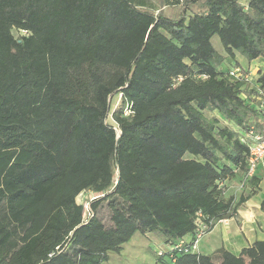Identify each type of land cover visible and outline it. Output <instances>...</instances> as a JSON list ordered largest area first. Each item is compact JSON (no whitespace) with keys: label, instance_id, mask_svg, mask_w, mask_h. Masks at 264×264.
Here are the masks:
<instances>
[{"label":"trees","instance_id":"1","mask_svg":"<svg viewBox=\"0 0 264 264\" xmlns=\"http://www.w3.org/2000/svg\"><path fill=\"white\" fill-rule=\"evenodd\" d=\"M214 35L262 62L251 83L229 74L250 67L220 68ZM263 116L264 0H0V264H104L136 233L169 246L210 232L256 193L220 183L247 171L240 135L264 134ZM156 256L264 264V240Z\"/></svg>","mask_w":264,"mask_h":264},{"label":"crops","instance_id":"2","mask_svg":"<svg viewBox=\"0 0 264 264\" xmlns=\"http://www.w3.org/2000/svg\"><path fill=\"white\" fill-rule=\"evenodd\" d=\"M258 168L259 170L261 169L263 175L261 177L257 169L253 178L259 180L258 187H254L252 179L249 181L248 187H246L247 189L245 188L246 190L244 187H241L240 184H236L237 181L243 177L240 172L227 180L226 184L229 187L230 191L228 190V192H230V195L235 193V196L238 194H240V197L242 195L247 196L254 189H256V193L248 197L239 205L234 217L216 223L214 228L206 234V237L209 236V241L207 239L202 248H200L201 245L199 243L198 253L212 254L219 248L223 247L235 255L240 256L244 248L252 245L257 240H264V212L261 210L260 206L264 198L256 200V195L262 189L264 164H260ZM244 191L248 192L245 193ZM243 192L245 194H243ZM239 199H237V201ZM149 234L150 233L142 235L147 236ZM190 237L191 236L186 237L185 240H189Z\"/></svg>","mask_w":264,"mask_h":264},{"label":"rangeland","instance_id":"3","mask_svg":"<svg viewBox=\"0 0 264 264\" xmlns=\"http://www.w3.org/2000/svg\"><path fill=\"white\" fill-rule=\"evenodd\" d=\"M156 2V0H154ZM199 6L198 5H193L191 8L188 10V14H192L194 12L199 11ZM162 12H164L165 15L171 17V18H178L180 17L182 13V5L177 4V5H167L162 7ZM16 36H19L21 33L18 32L17 30L13 31ZM212 43L216 50L223 56L226 57V60L223 64H221L220 68L221 69H227L229 67H234L235 65H241L244 67H251L255 68L256 70L262 62H259L258 60L253 61V62H248V60L242 56L241 54L239 55L238 53L236 54L235 58H231L225 51L224 46L220 40V37L218 35H214L212 38ZM253 70V71H254ZM256 71L253 72L255 74ZM252 86V84H251ZM121 102V96L119 94H115L111 98V103L113 110L120 104ZM215 112H207L208 116L214 115ZM112 118L109 116L108 122H111ZM224 124H229L225 121H223ZM231 125V124H229ZM232 126V125H231ZM258 172L260 173V176L262 177V171L261 169ZM242 182V179L238 180L236 184H240ZM262 189L259 191V193L256 195V200L263 199L264 198V179L262 180ZM248 187V183L244 186V189ZM247 189V188H246ZM245 189V190H246ZM230 191V190H229ZM247 193L248 191H244ZM243 192V194H245ZM230 194V192H228ZM235 196L236 194H231ZM92 196L91 192H85L82 195L78 197V201L80 203L86 202L89 197ZM240 198V194L235 196V200ZM209 236L206 237L203 236L199 243L201 245L200 248L204 245L205 241L208 239ZM211 237V236H210ZM209 241V239H208ZM170 246H168L165 242L163 237L158 236L157 234L150 233L149 235L145 236L142 235L141 233H136L132 239L125 243L123 245V248L119 252H112L110 254V259L105 262L104 264H158L156 263V254L158 250L161 251H167ZM199 247V246H198ZM203 250V249H202Z\"/></svg>","mask_w":264,"mask_h":264},{"label":"built area","instance_id":"4","mask_svg":"<svg viewBox=\"0 0 264 264\" xmlns=\"http://www.w3.org/2000/svg\"><path fill=\"white\" fill-rule=\"evenodd\" d=\"M259 68L260 66L256 70H254L255 68L250 67L249 71L244 72L242 67L237 66L231 69L229 74L235 78L245 79L247 80V82H250L258 73ZM253 70L256 71L255 74H253ZM130 113H132V110L126 111V114ZM261 121L264 123V116ZM115 129L117 131V134L120 135L121 130L117 126H115ZM240 140L248 147L247 171L243 175L242 182L240 183L241 187H244L247 183H249L252 177H254L259 165L264 164V134L257 130L255 124H252L240 135ZM226 182H221L220 187H226L225 193H228L229 187L227 186ZM89 192L92 193V196L89 197L85 203L82 202L84 206V219L86 221L90 218V216L93 215L90 207V201L98 197V195H96L94 192ZM224 220L226 219H222L220 221ZM208 228V224H200L195 232L194 239L191 242L180 240L174 245H169L170 247L168 251L187 248L191 251L198 252L199 241L203 236L209 233ZM164 253L165 251H157L158 255H164Z\"/></svg>","mask_w":264,"mask_h":264}]
</instances>
